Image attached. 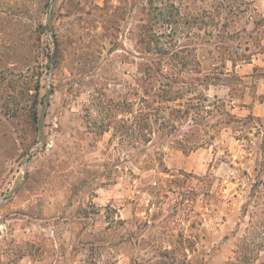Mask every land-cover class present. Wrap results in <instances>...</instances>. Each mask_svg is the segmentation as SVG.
<instances>
[{"label":"rangeland","instance_id":"1","mask_svg":"<svg viewBox=\"0 0 264 264\" xmlns=\"http://www.w3.org/2000/svg\"><path fill=\"white\" fill-rule=\"evenodd\" d=\"M263 88L264 0H0V264H264Z\"/></svg>","mask_w":264,"mask_h":264},{"label":"trees","instance_id":"2","mask_svg":"<svg viewBox=\"0 0 264 264\" xmlns=\"http://www.w3.org/2000/svg\"><path fill=\"white\" fill-rule=\"evenodd\" d=\"M151 72H153L156 75L153 69L151 70ZM189 72H192V73L194 72L197 77H191L192 83L190 82L187 83L188 84L187 89L185 88V85H183L175 91L170 90L171 87L169 86H167V89L163 88L161 90L162 95L164 94L170 95V93L175 94L173 95V97H171V99H166L165 101H163L164 104L166 102H172V103L179 102L181 100H184L186 97H188L187 99L188 103H186L185 106L180 105L179 107H167L166 111H164L167 113V117H161L162 108H154L151 110L150 107H152V104L150 105L148 104L147 110H143L139 113L137 117V123H136V133H137L138 139L141 142L150 141L148 134H149V131L152 130L151 128L152 120L154 121V123H158L161 121V128L173 130L178 127L177 124L182 123L188 118H190L191 113H200L199 106L203 107V104L208 101V97L207 95L204 94V92H201L199 90V87L210 86L212 79L210 78L209 75H203L202 71L196 72V70L194 71V69H190L189 71H187L186 74H188ZM152 92L153 91H151L150 93H146V94L148 96L149 95L151 96ZM194 102H197V103L195 104ZM191 149L192 148H189V150ZM187 152L188 151L184 150V153H187ZM160 258H165L169 260L170 251L165 249L163 253L161 254ZM133 264H137V262L133 261ZM145 264H153V263H151V260H150V261H147ZM160 264H164V262H161Z\"/></svg>","mask_w":264,"mask_h":264},{"label":"crops","instance_id":"3","mask_svg":"<svg viewBox=\"0 0 264 264\" xmlns=\"http://www.w3.org/2000/svg\"><path fill=\"white\" fill-rule=\"evenodd\" d=\"M252 66H254V65H252L251 63H248V78H250L251 75H252V71H253ZM256 95H258V96H262V95H264V88H263L262 90L258 91V92L256 93ZM250 98H251L252 101H253V95L250 96ZM217 99H218V97H217ZM248 112H249L250 114L254 113V108H253V107H252V108H249V106H248ZM249 113H248V114H249Z\"/></svg>","mask_w":264,"mask_h":264},{"label":"water","instance_id":"4","mask_svg":"<svg viewBox=\"0 0 264 264\" xmlns=\"http://www.w3.org/2000/svg\"><path fill=\"white\" fill-rule=\"evenodd\" d=\"M48 98H49V95L47 94V97H46V99L48 100Z\"/></svg>","mask_w":264,"mask_h":264}]
</instances>
